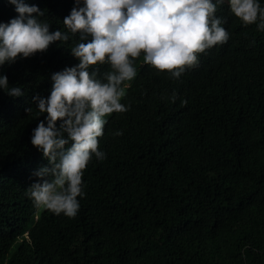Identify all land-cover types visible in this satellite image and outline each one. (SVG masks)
<instances>
[{
  "label": "trees",
  "instance_id": "trees-1",
  "mask_svg": "<svg viewBox=\"0 0 264 264\" xmlns=\"http://www.w3.org/2000/svg\"><path fill=\"white\" fill-rule=\"evenodd\" d=\"M24 2L45 12L52 32L67 31L76 6ZM18 15L0 0V23ZM215 15L229 40L179 80L136 59L127 110L107 117L98 138L106 159L93 156L84 170L75 217L36 207L26 192L49 163L31 143L47 115L33 97L50 96L52 74L79 63L69 48L78 34L0 66L24 93L0 88V264H264V31L259 21L245 26L227 0Z\"/></svg>",
  "mask_w": 264,
  "mask_h": 264
},
{
  "label": "clouds",
  "instance_id": "clouds-1",
  "mask_svg": "<svg viewBox=\"0 0 264 264\" xmlns=\"http://www.w3.org/2000/svg\"><path fill=\"white\" fill-rule=\"evenodd\" d=\"M227 1L245 26L259 21L258 30L264 31L259 0ZM9 2L19 15L0 23V66L45 52L57 41L67 44L78 34V42L69 48L79 63L52 74L50 96L33 97L39 112L47 115L46 123L41 120L33 130L31 143L49 163L33 172L37 179L26 192L36 207L75 217L78 197L85 196L84 170L93 156L106 159L98 138L107 117L127 110L121 99L125 82L137 75L136 59L143 54L145 63L179 80L187 69L198 66L199 54L229 40L222 26L226 21L215 15L222 0H75L63 21L67 31L55 32L40 19L45 12L38 6L24 0ZM105 63L111 70L102 76L90 71ZM0 88L13 97L24 95L21 87H9L6 75H0ZM26 111L31 113L32 108Z\"/></svg>",
  "mask_w": 264,
  "mask_h": 264
}]
</instances>
